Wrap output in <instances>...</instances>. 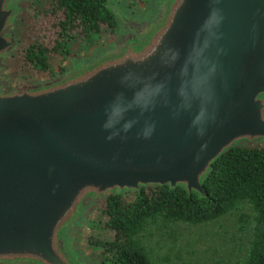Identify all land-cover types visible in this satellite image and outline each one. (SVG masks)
<instances>
[{
  "label": "water",
  "instance_id": "obj_1",
  "mask_svg": "<svg viewBox=\"0 0 264 264\" xmlns=\"http://www.w3.org/2000/svg\"><path fill=\"white\" fill-rule=\"evenodd\" d=\"M233 144H264V0H161L99 57L0 90V264H80L63 233L90 200L148 184L204 195Z\"/></svg>",
  "mask_w": 264,
  "mask_h": 264
},
{
  "label": "trees",
  "instance_id": "obj_2",
  "mask_svg": "<svg viewBox=\"0 0 264 264\" xmlns=\"http://www.w3.org/2000/svg\"><path fill=\"white\" fill-rule=\"evenodd\" d=\"M114 0H29L27 20L39 24L41 17L53 19L49 36L38 29L31 41L20 46V61L28 70H49L50 59L64 57L81 42L78 50L95 48L104 28L118 26L111 4ZM95 39V40H94ZM93 41L94 44H93ZM16 52V51H15ZM204 195L184 186L148 184L126 198L112 191L103 198L105 218L98 225L114 231L111 238L89 236V241L107 252L104 264H152L140 236L151 224L185 221L200 223L250 203L251 237L245 257L235 262L214 264H264V144H233L211 164L203 178Z\"/></svg>",
  "mask_w": 264,
  "mask_h": 264
},
{
  "label": "rangeland",
  "instance_id": "obj_3",
  "mask_svg": "<svg viewBox=\"0 0 264 264\" xmlns=\"http://www.w3.org/2000/svg\"><path fill=\"white\" fill-rule=\"evenodd\" d=\"M28 1L16 3V14L7 27V32L15 39V44L0 56V77L8 83L7 90L22 84L48 81L68 72L66 69L71 63V57L84 55L85 59L90 60L99 56L105 49L108 50L121 42L130 30H138L151 21L156 16L157 6L161 2V0H114L111 6L117 15L116 31L111 32L104 28L96 39L97 45L90 51L78 50L81 42H77L73 46V52L66 56H52L51 73L48 70H28L20 65L21 44L31 41L38 33L39 27L48 36L54 31L53 19L50 17H41L39 24L27 20L26 13L31 11V8L27 7ZM0 89L3 90L1 87ZM122 192L129 198L134 195L135 190L124 189ZM107 193L97 200H90L80 210L78 217L64 229L65 242L72 248V251L68 248L67 250L86 264H104L103 258L107 254L90 242L89 236L108 239L114 235L112 229L98 225L99 220L105 218L102 208L103 198ZM251 214L253 209L250 203L244 201L217 218L200 223L176 221L151 224L140 237L148 250L152 264H214L218 260L235 262L243 259L247 253L251 237Z\"/></svg>",
  "mask_w": 264,
  "mask_h": 264
},
{
  "label": "flooded vegetation",
  "instance_id": "obj_4",
  "mask_svg": "<svg viewBox=\"0 0 264 264\" xmlns=\"http://www.w3.org/2000/svg\"><path fill=\"white\" fill-rule=\"evenodd\" d=\"M20 1H23V0H11L10 2H11V5L14 7V9H15V12H14V14H13V16H12V18L11 19H13V17H14V15L16 14V3L17 2H20ZM158 7V6H157ZM156 9V8H155ZM154 9V10H155ZM156 11H158V9L156 10ZM10 23H11V21H10ZM8 27V26H7ZM5 31H7V28L5 29ZM137 31V29H133V30H130L128 33H127V35L129 34V33H131V32H136ZM126 35V36H127ZM125 36V37H126ZM124 37V38H125ZM123 39V38H122ZM121 39V40H122ZM108 49V48H107ZM106 50V49H105ZM104 50V51H105ZM71 52H73V51H71ZM70 53V52H69ZM68 53V54H69ZM102 54V53H101ZM100 54V55H101ZM67 55V54H66ZM65 55V56H66ZM99 55V56H100ZM99 56H96V57H94V58H97V57H99ZM94 58H92V59H94ZM92 59H85V56L84 55H80V56H76V58H75V56L74 57H71V63L67 66V71H70V70H72V69H74V68H76V67H79V66H81V65H83V64H86V63H88L89 61H91ZM76 61V63H74ZM49 71V70H48ZM54 75L56 74V72H54L53 73ZM42 82V81H41ZM0 87L1 88H3V90L2 89H0L1 91H5V90H7V88H9V85H8V83L6 82V81H4L3 80V78L2 77H0ZM9 90V89H8ZM64 243H65V247H66V249L68 248V249H70L71 251H72V248L71 247H68L67 246V244H66V235H65V232H64ZM75 257H76V259L78 260V262L80 263V264H86L85 262H83L82 260H80L79 258H78V256L77 255H75Z\"/></svg>",
  "mask_w": 264,
  "mask_h": 264
}]
</instances>
